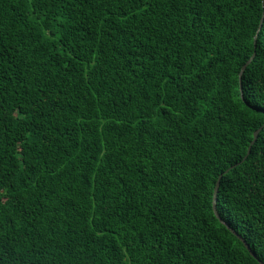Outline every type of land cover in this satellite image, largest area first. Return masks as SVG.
<instances>
[{
	"label": "trees",
	"instance_id": "obj_1",
	"mask_svg": "<svg viewBox=\"0 0 264 264\" xmlns=\"http://www.w3.org/2000/svg\"><path fill=\"white\" fill-rule=\"evenodd\" d=\"M263 1L0 0V264H264Z\"/></svg>",
	"mask_w": 264,
	"mask_h": 264
},
{
	"label": "water",
	"instance_id": "obj_2",
	"mask_svg": "<svg viewBox=\"0 0 264 264\" xmlns=\"http://www.w3.org/2000/svg\"><path fill=\"white\" fill-rule=\"evenodd\" d=\"M263 7H264V1H263ZM263 20H264V13L262 14V18H261V21H260V25H259V28H258V31L257 33L259 32L260 28H261V25L263 23ZM256 33V34H257ZM255 39L256 37L254 38V45H255ZM255 47V46H254ZM255 57V52L252 54L251 58L244 64V66L241 68L240 70V73H239V86H240V92H241V98L243 100V95H242V91H241V78H242V75L245 71V69L247 68V66L252 62V60L254 59ZM261 129H259L258 131H256L254 134H253V141L251 142L248 150H247V155L250 153V149H251V146L255 143L256 139H257V136L259 134ZM227 173V172H225ZM223 175H220L216 181V184H215V187H214V192H213V204H215L216 200H217V194H218V190H219V185H220V180L222 178ZM217 218L219 219V217L217 216ZM223 225L234 235L238 238V240H240L243 245L245 246L246 250L250 253V255L256 259V257L252 254L249 246L246 244V242L244 241V239L239 236L238 234H236L232 229H230L226 224L223 223ZM256 261L259 263V264H263L262 262H260L259 260L256 259Z\"/></svg>",
	"mask_w": 264,
	"mask_h": 264
}]
</instances>
